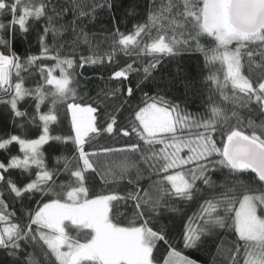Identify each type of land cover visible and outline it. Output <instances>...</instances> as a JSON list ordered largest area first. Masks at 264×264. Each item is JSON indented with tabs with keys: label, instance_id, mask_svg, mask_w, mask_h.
Wrapping results in <instances>:
<instances>
[{
	"label": "snow or ice",
	"instance_id": "obj_1",
	"mask_svg": "<svg viewBox=\"0 0 264 264\" xmlns=\"http://www.w3.org/2000/svg\"><path fill=\"white\" fill-rule=\"evenodd\" d=\"M83 8L81 0L66 3L0 0V16L12 17L8 24L0 22V32L11 28L14 33L18 25L26 34L29 18L39 21L47 16L48 22L38 34L41 52L46 54L48 33L55 38L64 27H56V18L71 12L74 24L77 16L90 14ZM143 36L149 42L140 48L142 52L176 55L179 49L194 45L204 54L206 63L221 65L223 80L216 73L206 79L217 87L224 100H231L242 108L255 101L258 110L264 113V0H161L159 7L149 9L147 23L134 25L128 34L117 29L111 36V51L92 50L90 56L81 57V67L102 63L105 57L111 61L116 51L127 52L129 46L140 47ZM202 37L211 38L214 46L202 45ZM81 38L88 41L86 33H78L73 46ZM0 44L4 45V51H0V103L8 106L14 116L21 117L25 113L19 111L18 102L27 96L35 97L37 115L42 122L35 139L16 134L0 137V150L9 149L15 142L22 153L0 162V225H3L0 247L9 250L17 264L29 245L34 249L39 245L46 260L54 256V264H199L185 255V250L203 251L210 245L216 247L217 254H224L225 264H264V121L256 125L249 120L246 129L237 111L233 110L230 117L215 105L211 106L207 118L198 119L159 95L149 97L152 102L143 107L125 108V103L135 95L131 87L127 88L123 100L120 96L124 90L117 87L109 88L98 97L95 106L91 102L67 103L70 98L76 99L69 71L74 68L73 53L63 59L60 54L51 57L56 63L47 71L41 64L39 71L44 84L27 88L21 73L35 65L39 57L21 58L8 48V42L2 37ZM245 62L247 74L242 71ZM155 66L150 64L144 68L146 78H150L148 74ZM56 69L59 77L53 75ZM131 71L133 66L127 64L113 71L109 82L118 81L122 85ZM45 84L53 88L45 90ZM229 85L231 96L224 93ZM142 86L137 84V88ZM49 97L52 107L47 113H41L40 105ZM109 97L116 102L109 103ZM58 103H67L74 135H51L50 124L57 121L54 113ZM232 117L236 118L235 124L231 123ZM102 134H109L110 138L122 134L128 139L119 147L101 146L98 150L85 151L86 145L92 146L90 142ZM216 135L222 137V147L218 146ZM49 141H71L75 146L73 157H56L57 164L63 161L62 169L49 168L45 163L42 146ZM157 145L162 147L156 150ZM185 149L187 155L182 156ZM101 157L105 161L110 157L119 159L102 167ZM188 165L194 167H185ZM33 166L35 178H31ZM130 169H135L136 176L128 182L136 187L124 196L115 190L108 195L94 193L96 175L107 184L109 176L119 181ZM211 169L219 171V181L212 178ZM12 170H20L23 180L13 179ZM145 171L150 177L153 173L157 177L147 188L139 186ZM61 172L68 173L69 180L57 185L55 178ZM197 182L204 189L196 188ZM205 190L210 195L193 216L187 220L181 218L179 232L174 233L167 224L153 223L163 211L180 213L170 201L190 202L197 198L196 193ZM5 195L13 202H20V216L9 211ZM37 195L41 199L33 209L31 203ZM90 195L94 198L89 199ZM121 200L134 202V219L126 227L120 226V222L114 223L110 215ZM65 221H70L76 230H90L87 233L90 238L81 242L73 237L66 231ZM228 232L234 240L225 239ZM162 245L166 246L167 254L160 261L156 253ZM24 262L41 264L35 252L25 253Z\"/></svg>",
	"mask_w": 264,
	"mask_h": 264
},
{
	"label": "trees",
	"instance_id": "obj_2",
	"mask_svg": "<svg viewBox=\"0 0 264 264\" xmlns=\"http://www.w3.org/2000/svg\"><path fill=\"white\" fill-rule=\"evenodd\" d=\"M55 2V0H53ZM67 0H60V3H66ZM84 5L83 10L89 12V15L75 18L73 14L69 12L64 16H59L55 20V25L59 28L61 25L64 27L59 33L53 37L51 32L46 37V46L49 51L46 54L41 52V44L38 40V34L43 32L45 25L47 24V16L36 21L29 18L26 21L28 32L25 34L16 26V30L13 33L11 28H8L0 32V37L8 42V48L14 51L21 58L27 56L39 57L38 62L31 68L22 72L21 75L24 78V86L27 88H36L40 84H44L41 78L40 66H45V71L48 67H51L56 63L55 60L51 59L60 54L63 59L68 53H73L74 68L69 71L72 72L71 87L76 92V99L71 98L67 103H82L87 105L93 103L98 97L102 96L109 88H123V95L120 96V100H123L127 96V88L131 87L135 90V95L128 100L124 107L135 108L137 105L143 107L146 103L152 101L149 97H155L157 95L164 97L166 100L179 104L181 109L186 113H190L196 118H207L210 113L211 106L215 105L224 110L230 117L233 110L238 112L242 125L247 129L249 120L253 121L254 124L259 125L264 121V113L258 110V107L253 101L248 105L247 108L238 107L233 104L231 100H224L221 92L217 87L212 84L206 78L216 73L220 80L224 78V72L221 69V65L216 63H206L204 54L198 49L181 48L176 55H170L166 53H150L142 52L140 48L148 43L147 36L141 37L140 47L135 45L129 46L127 52L116 51L113 54V59L109 61L107 57L104 58L102 63L97 64H84L81 67V57H88L91 55L92 50H99L100 52L111 51L110 45L112 43L111 36L118 29L119 32L128 34L133 31L134 25L145 24L148 22L149 9L152 7H159L161 0H81ZM111 5V7H109ZM95 8L93 12L92 9ZM51 15V12L49 13ZM19 13L17 14L18 18ZM12 19L11 15L0 16V22L8 24ZM78 33H86L88 35V41L85 42L82 38L78 43L73 46V41L77 40ZM155 35V31L152 32ZM208 37H202L200 43L205 47H212ZM234 47V46H232ZM0 51H4V45L0 44ZM131 64L133 71L129 73L127 79L123 80V84L120 85L118 81L109 82V77L113 71L119 70V68L125 67V65ZM150 64H155V68L151 69L148 76L145 77L144 68ZM242 71L245 74L248 73V65L245 62ZM53 75L59 77V69L53 72ZM15 77V72H13ZM15 82V80L13 81ZM143 85L137 88V84ZM45 90H51L52 85H44ZM224 93L228 96L232 95V89L229 85L224 89ZM8 97H4L7 99ZM116 102L114 98L109 97V103ZM67 103H58L54 114L57 115V121L50 124L51 135L67 137L74 135L72 132V118L68 111ZM19 111L25 113L24 116L16 117L11 112L10 108L3 103H0V137H7L8 135L16 134L21 135L28 139H35L39 136L42 122L39 120L36 110L35 97L27 96L20 100L17 105ZM52 107L51 97L45 99L40 105V112L47 113L49 108ZM128 113L125 112L124 116L127 117ZM35 117V119H34ZM99 119V118H98ZM124 121L121 120V123ZM103 123V120H100ZM231 123H236V118H231ZM218 146L222 147L220 141L222 137L216 135ZM128 139L120 135L102 134L96 136L91 143L92 146L85 147V151L98 150L101 146H112L119 147L123 143V140ZM133 141L135 135H132ZM119 141V143H117ZM162 145H157L156 150ZM42 151L45 157V163L49 168L58 167L62 169L64 167L63 161L57 164L56 157L64 156L71 158L75 154V146L71 141L55 142L49 141L47 144L42 146ZM11 155H22L19 152V146L15 142L9 146L7 150H0V162H6ZM182 156L187 155L185 149ZM218 159V157H216ZM119 159V157H110L107 161L101 157L102 167H107V163ZM185 167H194V165H188ZM250 171V170H249ZM212 178L216 181L221 179L220 173L217 169L210 170ZM13 179L20 178V170H12L10 173ZM26 175V174H25ZM254 175V174H253ZM136 176L135 169H130L129 174L126 175L122 180L115 181L113 177H108V183L105 184L101 179L100 175L95 176L96 183L94 185L95 194H111L114 190L120 196H124L125 193L131 190L136 185L129 184L130 179H134ZM31 178H35V168ZM157 177L153 173L150 177L149 172L145 171L140 178V185L147 188L152 180ZM57 185L69 180V174L61 172L56 178ZM91 180V177H89ZM26 183L27 181H23ZM87 186V185H86ZM196 188L204 189V186L197 182ZM58 190V189H57ZM210 193L206 190L196 193V199L190 202H184L179 200L170 201V205L180 209V213H183L181 217L180 213H171L169 211H163L158 221H153L157 226L167 224L168 227L175 233L179 232L181 228V218L187 220L189 216H193L200 207V204L204 199H207ZM55 198V197H52ZM94 198L93 195L89 196V199ZM41 199L39 195L33 198L31 208L36 207V201ZM5 202L10 205L9 211L15 212L16 216L21 215V205L17 200L13 202L11 198L5 195ZM134 202L121 200L114 213L110 212L113 216V222H120V226H129V223L134 219L133 217ZM24 217L27 216V208L24 209ZM173 217L175 219H173ZM13 222H16L13 220ZM26 222V221H25ZM66 231H69L73 237H78L81 242L85 238H90L87 233L90 230H76L75 226L67 222ZM3 225H0L2 227ZM138 226V225H137ZM149 226H152L151 224ZM225 239L232 241L235 237L228 232ZM230 247V245H227ZM166 246H161L160 250L156 253L160 261H162ZM183 248V245H180ZM27 252H35L36 258L41 264H49V261L55 262L54 256H49L46 260L43 255V250L37 245L35 249L29 245L21 253L19 264H25L24 254ZM185 255L195 259L199 264H213V257H215V264H225V256L223 253L217 254L216 247L210 245L208 249L203 251H190L185 250ZM0 264H17V261L9 255V250L0 247Z\"/></svg>",
	"mask_w": 264,
	"mask_h": 264
},
{
	"label": "rangeland",
	"instance_id": "obj_3",
	"mask_svg": "<svg viewBox=\"0 0 264 264\" xmlns=\"http://www.w3.org/2000/svg\"><path fill=\"white\" fill-rule=\"evenodd\" d=\"M232 46H235V45H232ZM71 114V113H70ZM72 118V117H71ZM259 211V210H258ZM67 222H69V223H71L70 221H65V224L67 223Z\"/></svg>",
	"mask_w": 264,
	"mask_h": 264
}]
</instances>
